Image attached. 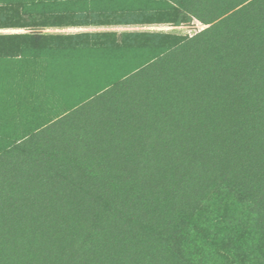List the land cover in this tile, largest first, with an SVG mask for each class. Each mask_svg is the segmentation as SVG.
Instances as JSON below:
<instances>
[{"label": "trees", "instance_id": "trees-1", "mask_svg": "<svg viewBox=\"0 0 264 264\" xmlns=\"http://www.w3.org/2000/svg\"><path fill=\"white\" fill-rule=\"evenodd\" d=\"M134 9L207 27L14 59L64 103L0 122V264H264V0Z\"/></svg>", "mask_w": 264, "mask_h": 264}, {"label": "crops", "instance_id": "crops-1", "mask_svg": "<svg viewBox=\"0 0 264 264\" xmlns=\"http://www.w3.org/2000/svg\"><path fill=\"white\" fill-rule=\"evenodd\" d=\"M132 2L0 0V60L20 59L24 51L31 59L93 54L98 46L112 45L121 34L141 32L147 25L128 19L135 12Z\"/></svg>", "mask_w": 264, "mask_h": 264}, {"label": "rangeland", "instance_id": "rangeland-1", "mask_svg": "<svg viewBox=\"0 0 264 264\" xmlns=\"http://www.w3.org/2000/svg\"><path fill=\"white\" fill-rule=\"evenodd\" d=\"M133 1L132 3L135 6V0ZM145 13L146 11L144 10L129 12L128 19H135L134 16L137 14L141 18V23H146L145 20L148 17L144 16ZM157 13L158 11L155 12L154 17L158 16ZM146 24L142 25V31L167 33L168 36L165 39L168 41L167 44H173L174 42L189 38L207 27L206 24L197 20H194L190 25L182 26H171L168 22ZM161 41L164 42V39L162 38ZM24 46L28 47V42H25ZM16 61L14 59L0 61V122L12 123L48 118L49 114H44L46 113V109L49 108L47 104L51 106L62 105L64 103L63 99L55 95L49 100H45L44 97L35 94L38 89V86L34 84L36 77L33 76L36 69L28 63L19 64V61ZM32 108L34 110L30 113ZM13 131H15V126L8 127L6 133H13Z\"/></svg>", "mask_w": 264, "mask_h": 264}]
</instances>
